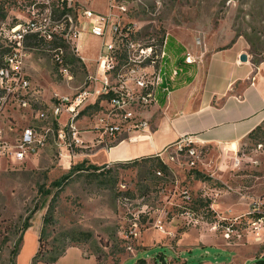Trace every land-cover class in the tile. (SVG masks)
I'll use <instances>...</instances> for the list:
<instances>
[{
	"label": "rangeland",
	"instance_id": "rangeland-1",
	"mask_svg": "<svg viewBox=\"0 0 264 264\" xmlns=\"http://www.w3.org/2000/svg\"><path fill=\"white\" fill-rule=\"evenodd\" d=\"M111 1L93 0L88 8L109 15L111 5L116 4ZM24 2L28 0H0V9L3 8L7 18H0V62L8 48L5 32L16 21L32 16ZM117 5L125 6L127 11L122 13L114 8L112 13L123 24L133 26L134 38L136 36L142 44H158L164 35L177 38L188 45L190 53L201 62L205 51L210 53L218 45H228L229 38H233L232 43L237 38L246 40L247 37L254 44L249 49L250 56L259 63L264 61V0H118ZM40 14L47 15L46 12ZM87 23L85 20L86 26ZM50 28L55 30L56 26ZM67 31L60 27L55 32L60 36ZM73 32L78 34V30ZM69 41L76 44L75 38ZM81 44V54L89 58V66L81 59L84 66L76 63L59 67L56 50L51 46H30L24 72L32 81V90L27 96L32 108L24 111L13 96L7 98L0 111L3 142L16 145L28 126L50 127L47 122H38L36 114L57 97H71L94 89L96 83L90 80V75L95 73V61L100 57L103 41L88 32ZM186 53L185 49L183 56ZM63 68H67V74L62 72ZM2 96L4 93L0 91ZM91 112H87L91 119L80 120L77 127L81 132L99 134L97 139H83V145L70 146L72 134L67 132V140L62 142L56 132L36 156L11 162L7 156L0 155V264H10V253L19 237L13 233L21 228L29 212H34L17 258V264H31L38 250L43 219L56 192L52 183L69 174L72 177L57 203L55 223L49 229L47 243L61 247L62 234L71 231L90 232L93 237L90 241L72 244L82 253L75 251L59 264H98L99 256L103 264H140L141 260L151 264H254L264 258V223L255 226L258 218H264V123L262 137L247 139L241 146L240 158H237L240 162L224 158L228 167H222L223 157L216 151L204 149L205 165L199 162L192 165V160L177 156L170 149L162 158L170 169L167 175L159 176L152 162L140 161L131 168H116L104 180L88 171H70L86 159H73L71 167L65 169L71 158L78 155L87 158L120 140L111 136L101 138V133L92 125ZM66 122L67 116L63 115L62 126ZM65 153L66 159L61 157ZM93 161L102 163L104 155H96ZM194 169L212 181L196 179ZM42 186L52 189V196L42 197ZM186 193L212 202L217 218L205 213L204 220L197 216L196 221L182 215L181 211L187 206ZM211 220L215 221L210 223ZM126 232L133 233V237L127 238ZM201 234L206 238L202 239ZM7 236L11 239L8 243ZM181 239L182 246L178 249ZM122 240L128 243V249H124ZM168 243L170 245L163 246Z\"/></svg>",
	"mask_w": 264,
	"mask_h": 264
},
{
	"label": "built area",
	"instance_id": "built-area-1",
	"mask_svg": "<svg viewBox=\"0 0 264 264\" xmlns=\"http://www.w3.org/2000/svg\"><path fill=\"white\" fill-rule=\"evenodd\" d=\"M91 1L93 0H28L24 4L28 11L32 12V16L19 21L5 32V39L11 51L4 59L5 67L0 70V91L4 93V96L0 97V111L9 96L15 98L20 109L28 111L32 108L27 97L32 90V81L24 72L26 60L30 56L28 41L31 37L38 36L46 42L54 39L64 41L75 49L79 57L77 40L82 34L89 32L103 41L98 58V74L101 79L90 78L96 83L93 90H86L71 97H57L52 104L36 114L38 122H47L51 124L50 127H26L14 146L2 141L0 131V155L7 156L11 162L38 155L48 145L50 135L56 132L62 142H66L68 133H71L70 146L83 145L84 140L79 136L81 131L78 130L77 123L82 113L92 104H97L101 97L109 96L102 101L104 104H101V109L92 117V125L101 133V138H116L122 135L130 137L137 132H146L151 125L147 114L158 104L159 93H164L167 98L172 94V86L180 72L176 68L175 58L167 51V39L162 46L142 44L136 36L134 38L133 26L123 24L112 13L114 8L122 13L127 11L125 6L117 5L118 0H114L116 4L111 5L109 15L99 14L88 8ZM20 5L24 6L21 2ZM61 10H65V14L57 17L56 13ZM40 12H46L47 15H41ZM85 20L89 22L87 26ZM51 25L56 26L55 30L50 28ZM60 27L65 30L67 28L68 31L59 36L55 31ZM74 29L78 30V34L73 32ZM69 38H75L76 44L73 45ZM63 55L61 48L56 50V61L62 62ZM120 57H123L122 62L119 61ZM185 62L194 66L201 63L190 52L185 54ZM62 72L67 74V68H63ZM71 79L70 76L69 80ZM63 115L67 116V122L62 126ZM56 127H59L57 131ZM133 136L131 140L136 139ZM170 149H173V154L192 160V165L200 163L204 157L198 140L189 136L180 138L167 153ZM169 155L174 160V157ZM158 157L161 160L163 158L161 155ZM157 174L162 176L161 172ZM190 198L189 193H186L185 202L190 201ZM211 207L214 210L213 206ZM184 216L198 221L196 215L190 211L185 212ZM263 223L264 218H258L255 226ZM160 230H163V227ZM140 234H143L141 227ZM125 235L132 238L134 234L126 232Z\"/></svg>",
	"mask_w": 264,
	"mask_h": 264
},
{
	"label": "crops",
	"instance_id": "crops-1",
	"mask_svg": "<svg viewBox=\"0 0 264 264\" xmlns=\"http://www.w3.org/2000/svg\"><path fill=\"white\" fill-rule=\"evenodd\" d=\"M84 35L87 32L77 40V46L80 57L89 66V58L81 54V39ZM232 39L229 38L226 46L218 45L210 53L205 51L204 60L187 75L176 80L168 98L164 93H159L158 104L147 114L151 122L149 130L132 135L136 137L135 140L130 139L131 135L119 136V141L98 149L87 158L75 156L70 163L66 162L68 167L65 169L71 167L76 158L82 161L86 159L85 162L92 163L90 165L110 166L135 159L164 157L167 150L184 136L197 139L203 151L208 149L220 153L223 157L222 167L229 166V163L225 164L224 158L240 162L237 158H240L241 146L250 133L264 123V61L256 67L247 41L240 37L231 43ZM181 45L190 52L188 45ZM243 55L248 56L247 62L241 60ZM95 65V73L90 78L101 77L98 74V59ZM190 77L192 81L187 83L185 80ZM101 104L104 103L100 102L99 108ZM86 110L80 119L84 122L91 119ZM98 135H93V131L81 132L84 140L97 139ZM100 153L104 155V161L98 164L93 160ZM62 157L66 159L67 153ZM200 165H205V157L201 159ZM201 238L206 237L201 234ZM166 245L170 244L163 246ZM181 246L182 239L177 244L178 249ZM170 248L174 250L172 245ZM75 251L82 253L78 247H71L58 264ZM146 264L151 263L146 261Z\"/></svg>",
	"mask_w": 264,
	"mask_h": 264
},
{
	"label": "trees",
	"instance_id": "trees-1",
	"mask_svg": "<svg viewBox=\"0 0 264 264\" xmlns=\"http://www.w3.org/2000/svg\"><path fill=\"white\" fill-rule=\"evenodd\" d=\"M18 2V0H16ZM0 18L5 19L6 14L3 12V8L0 9ZM65 10H61L56 13V16L61 17L65 14ZM7 19V18H6ZM5 19V20H6ZM18 21L13 23L10 28L14 27L17 25ZM242 36V35H240ZM246 41L249 44L250 47H254V44L247 38ZM137 39V38H136ZM165 39H167V51L174 56L175 62H176V68L179 70L180 75L178 78L181 76L187 75L193 68L194 65L187 64L185 62V56L183 54L185 53V48L182 46H178L177 42L174 38H169L167 36H163L158 44H147V45H159L162 46ZM51 46L54 50L62 49L64 51V55L62 56V62L56 61L59 67L65 66V64H76L80 63L82 66H84L83 63H81V58L75 53V49L72 48L70 44L65 43L64 41L54 39L51 42H46L43 39L39 38L38 36H33L29 39L28 41V46L34 48L39 47V46ZM30 47V48H31ZM11 49L5 48V53L3 55V58L0 62V70L5 67L4 64V59L5 57L10 53ZM257 54V50L254 51ZM119 61H123V57L119 58ZM253 63L257 67L260 63L257 61L255 58H253ZM185 81L187 83H190L192 81V78H188ZM109 96L106 97H101L97 104L91 108H87V112H91V114L97 113L101 108H99L100 102H102L105 99H108ZM262 128L261 126H258L253 132L250 133L248 139L251 138H261L260 136L262 133ZM261 133V134H260ZM140 161H150L152 162L153 166L155 167V172H161L163 175H167L170 172L169 166L164 163L160 157H147V158H141V159H135L130 162H125V163H117L114 164L113 167H110L108 169H105L106 166L104 167H99L95 165H90L88 162H83V164L74 166L71 168L72 173H77L81 171H88L90 172V175L96 177V178H104L107 179V177H110L116 168H131ZM195 174V178L200 180V181H205L210 183L209 181H212L210 177L206 176L202 172L194 169L193 170ZM72 177V174H69L58 182H53L52 183V188L56 190L54 195L52 196V189H45V187L40 188V194L42 197L47 198L52 196L48 211L43 219V226L41 228L38 241H39V246L36 255L33 257L31 264H58L59 260L64 257L68 251L69 248L71 247H76L74 245H77L82 242H87L90 241L93 237L92 233L90 232H85V231H71V232H65L62 234V246H53L47 243L48 237H49V229L51 226L54 225L55 223V211L57 207V203L60 199L61 193L65 188V184L68 183L67 181ZM106 183V182H105ZM119 183V182H118ZM190 201L187 202V206L185 207V210L181 211V214L184 215L185 212L190 211L191 213L195 214L196 217H203L205 213L207 215L212 216L213 219L217 218L216 212L212 209V202H210L207 198L201 196L198 198H194L192 195L190 196ZM186 203V202H185ZM36 209L39 210L40 206L37 204ZM34 216V212H29L28 216L24 219L21 228L15 230L13 233L14 236H18L17 241L14 244V248L10 253V264H17V258L19 256L20 250L23 246L24 242V237L27 232V230L31 227L32 219ZM170 216V213L168 214V218ZM206 221V220H205ZM215 220H211L210 223H213ZM177 238V236H175ZM11 239L9 236L6 237V243L10 242ZM123 247L124 249H128V243L125 242V240H122ZM74 244V245H72ZM122 253V252H121ZM101 256L97 257V262L98 264H103ZM115 264H119V262H116ZM140 264H146V260H141ZM254 264H264V258L261 260H258Z\"/></svg>",
	"mask_w": 264,
	"mask_h": 264
},
{
	"label": "water",
	"instance_id": "water-1",
	"mask_svg": "<svg viewBox=\"0 0 264 264\" xmlns=\"http://www.w3.org/2000/svg\"><path fill=\"white\" fill-rule=\"evenodd\" d=\"M241 60H242L243 62H247V61H248V56H247V55H243V56L241 57Z\"/></svg>",
	"mask_w": 264,
	"mask_h": 264
}]
</instances>
